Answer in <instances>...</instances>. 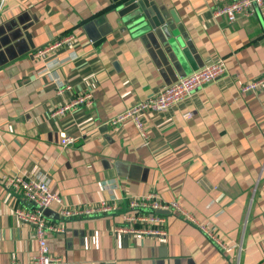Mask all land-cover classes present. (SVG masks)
I'll use <instances>...</instances> for the list:
<instances>
[{
    "label": "crops",
    "instance_id": "crops-1",
    "mask_svg": "<svg viewBox=\"0 0 264 264\" xmlns=\"http://www.w3.org/2000/svg\"><path fill=\"white\" fill-rule=\"evenodd\" d=\"M229 1L155 0L184 66L165 34H138L123 24L113 0L4 2L0 264L27 262L38 252L34 227L14 213L30 205L7 185L27 175L45 179L66 207L116 205L69 218L59 216L57 203L47 209L65 228L48 233L49 249L68 264H264V89L241 90L264 74V5L229 23L213 13ZM68 34L77 42L35 56ZM219 57L225 76L145 116L147 142L133 121L111 124L125 108ZM67 84L71 89L59 93ZM88 90L90 105L58 112ZM63 132L74 142L64 145ZM151 192L179 202L195 220L159 210L164 236L116 232L129 200Z\"/></svg>",
    "mask_w": 264,
    "mask_h": 264
},
{
    "label": "built area",
    "instance_id": "built-area-1",
    "mask_svg": "<svg viewBox=\"0 0 264 264\" xmlns=\"http://www.w3.org/2000/svg\"><path fill=\"white\" fill-rule=\"evenodd\" d=\"M6 0H0V10ZM264 5V0H232L219 5L214 11L215 17H224L227 22L234 23L238 18L244 16L249 17L255 14L256 6ZM77 42L74 34L65 35L53 43L38 49L35 52L36 57H45L48 53L63 46H71ZM228 72L227 65L223 58L219 57L203 67L193 71L192 73L178 78L175 82L164 85L158 92L142 99L133 105L125 108L118 113L111 121L113 126L119 125L126 120L135 123L139 133L145 142L149 140L147 128L145 126V116L148 113L166 112L170 107L177 105L179 102L190 97L195 91L205 85L225 76ZM71 89L67 84L62 92ZM264 89V74L246 81L241 90L243 92H258ZM92 92L86 91L84 94H78L69 103L60 108L58 112H63L72 106L81 103L91 104ZM186 117H190L191 113H186ZM63 144L67 145L74 142L73 136H67L64 132ZM8 187L16 191L22 196L25 202L30 206L28 208L18 206L14 209L17 219L32 225L38 243V252L27 262L12 261L11 264H68L62 256L51 253L48 243V233H63L64 225L53 222L46 214L54 203L59 204L58 213L62 218L89 215L96 211H110L116 208L114 204L99 203L95 205L80 206L69 208L62 204L61 197L56 194L50 187L49 183L43 178H35L33 176H16L7 181ZM129 211L124 213V225L117 226L116 232H124L133 235H146L162 237L166 234L164 224L166 218L163 214L158 213L159 210H176L182 213L190 220L195 218L186 211V209L177 201L166 203L160 201L155 193H149L142 197H133L129 200ZM213 239L219 241L214 231L201 225Z\"/></svg>",
    "mask_w": 264,
    "mask_h": 264
},
{
    "label": "water",
    "instance_id": "water-1",
    "mask_svg": "<svg viewBox=\"0 0 264 264\" xmlns=\"http://www.w3.org/2000/svg\"><path fill=\"white\" fill-rule=\"evenodd\" d=\"M113 9L120 17L123 24H126L138 34H146L149 30H154L156 35H166V42L176 60L181 66H184L178 55V46L175 38L168 29L171 24L168 23L165 13L156 4L155 0H113ZM259 12V7L256 6ZM90 24L94 25L90 22ZM174 30V29H173ZM164 35V36H165ZM165 213V212H164Z\"/></svg>",
    "mask_w": 264,
    "mask_h": 264
},
{
    "label": "rangeland",
    "instance_id": "rangeland-1",
    "mask_svg": "<svg viewBox=\"0 0 264 264\" xmlns=\"http://www.w3.org/2000/svg\"><path fill=\"white\" fill-rule=\"evenodd\" d=\"M157 92H158V91H157ZM181 102H182V101H181ZM179 103H180V102H179ZM172 107H173V106H172ZM172 107H170V108H172ZM170 108H169V109H170Z\"/></svg>",
    "mask_w": 264,
    "mask_h": 264
}]
</instances>
